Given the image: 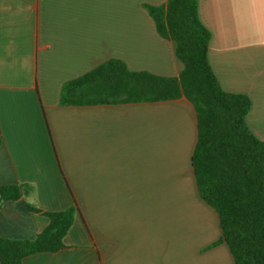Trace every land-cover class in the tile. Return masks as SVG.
I'll return each instance as SVG.
<instances>
[{"label":"crops","instance_id":"1","mask_svg":"<svg viewBox=\"0 0 264 264\" xmlns=\"http://www.w3.org/2000/svg\"><path fill=\"white\" fill-rule=\"evenodd\" d=\"M166 0H0V186L29 193L0 206V237L33 239L76 202L56 253L23 264H235L196 188L195 111L164 102L61 106L62 86L108 60L177 77L175 44L145 6ZM221 88L250 98L264 141V0H198Z\"/></svg>","mask_w":264,"mask_h":264},{"label":"trees","instance_id":"2","mask_svg":"<svg viewBox=\"0 0 264 264\" xmlns=\"http://www.w3.org/2000/svg\"><path fill=\"white\" fill-rule=\"evenodd\" d=\"M157 33L175 44L183 68L177 77H159L128 70L120 60H108L84 75L66 82L61 106H94L164 102L186 98L194 108L197 139L191 165L197 192L217 214L221 237L235 264H264V141L249 130L246 116L251 100L224 91L208 60L211 34L198 16V0H166L162 6H145ZM28 185L0 186V206L17 201ZM46 227L33 239L0 237V264H23L40 253H56L79 208L42 211Z\"/></svg>","mask_w":264,"mask_h":264}]
</instances>
